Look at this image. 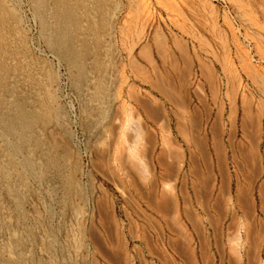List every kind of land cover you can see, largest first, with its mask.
I'll return each mask as SVG.
<instances>
[{
    "label": "rangeland",
    "instance_id": "rangeland-1",
    "mask_svg": "<svg viewBox=\"0 0 264 264\" xmlns=\"http://www.w3.org/2000/svg\"><path fill=\"white\" fill-rule=\"evenodd\" d=\"M100 1L96 25L82 3L71 16L84 54L72 83L45 40L37 50L25 6L0 1V110L14 95L39 117L48 203L33 179L14 194L20 207L3 188L0 236L20 237L17 260L0 247V264H53L43 244L56 264H264V0H148L147 12L141 0Z\"/></svg>",
    "mask_w": 264,
    "mask_h": 264
},
{
    "label": "bare ground",
    "instance_id": "bare-ground-1",
    "mask_svg": "<svg viewBox=\"0 0 264 264\" xmlns=\"http://www.w3.org/2000/svg\"><path fill=\"white\" fill-rule=\"evenodd\" d=\"M96 2H97V4L101 3L100 0H11L12 5L17 4V5H24L25 6V10L30 17V22L37 27V29H35V32L38 33V35H36V38H37V41L39 42V47L37 48V50L41 54H46V51L43 50V48L41 46L42 40H45L47 42V44L49 45V48L51 49V51H49L47 53L48 54L47 56H49L53 60L57 61V64H59L60 67H63V64L66 63V66L68 68L66 70V75L68 77V80L71 83H72V80H74L72 78L73 74H72V68L71 67H80V66L82 67V62L78 63L77 59H79V58L82 59L84 57V56H82L84 54L82 53L81 48L79 49L80 50L79 51V50L74 49V46L71 45L70 36L72 35V26H73V23L71 21V16L72 15L75 16L77 14L74 12L76 10V6L79 3H82L83 5H86L85 11L83 9V11L81 10L82 12H78L77 11L79 9L78 8L76 10V12L83 14V15H81V16L79 15V16L86 18L87 22L90 23V21H92L91 23H93V25H96L95 14L93 13V11L96 10V5H97ZM140 6L144 12H147L148 10H150V8H149L150 4H149L148 0H141ZM2 9L4 10V8H2ZM115 11H117V10H115ZM2 12L5 13L4 11H2ZM10 13H11V11H10ZM12 13H14V12L12 11ZM121 13H122V11H121ZM117 14L119 15V13H117ZM79 16H78V18H79ZM0 17H2V16H0ZM72 20H73V18H72ZM173 21H175V18ZM30 22L28 21L29 24H30ZM83 25L84 24H82V27H83ZM8 27H10V26H8ZM82 27H81V29H82ZM107 35H108L107 37H109V40L115 36L114 31L108 32ZM18 43H19V41H18ZM84 44L85 43H83V46H84ZM69 55H72V56L74 55V59L72 60V62L69 61V59H70ZM90 55H91V53H90ZM13 61H16V59H14ZM86 61H87V59H86ZM83 64H84V62H83ZM3 70H5V69H3ZM122 74L123 73H121V72L119 74L121 81H120V84H119L118 89H117V97H115L116 98L115 100L117 103L122 102L121 91H122V86L125 84V78ZM2 81H4V80H2ZM94 81L95 80L93 79L92 82H94ZM1 83H3V82H1ZM91 87L92 86H90V88ZM87 91L89 93H92L91 89H89V88L87 89ZM79 101H81L80 96L78 97V102ZM8 103H9V106L6 110V113H4L2 110H0V154L4 155L3 158H0V177H2L4 180H7V181L0 182V197H2V192L5 189L10 200L17 201L19 203V199L16 198L14 195L15 192H20L19 190L21 188H23L24 186H27L30 183V180L33 179L34 185H36V189L38 190V192L40 194V197H39V200L41 201L40 204H42L47 209L48 203H46L45 199L42 197V193H44L43 192L44 191V189H43V183L44 182L42 181V177L44 174L43 170L45 169L44 168L45 164L43 161V158L45 157L44 151H43V147L41 150H38L40 143H39V141H34L33 137H32V135L34 134L33 127L36 124L37 120H39V117H37V115L34 113V110L32 108L27 109L24 103H21L19 101L17 102L14 95H11V98L9 99ZM58 117H60V116H58ZM126 123L128 124V120ZM124 128H125V126H124ZM123 130H125V129H123ZM39 151L41 153L40 155H38ZM131 153L134 154V149H131ZM54 167L55 166H53V168ZM15 168L21 169V171H22L21 174L25 177L24 179L26 181H21V183H18L17 181H15V177L13 175L14 172H16ZM52 189H49V190H52ZM2 203H4L3 209L5 210V216H4L5 221L10 225L11 221L13 219V213H12L11 205L6 200H4ZM18 207H20V203L18 204ZM34 208H35V212L33 214V220L36 222V224L39 226V228L43 232V235L41 237L42 238L41 243H44L43 242L44 237L48 234V231H47V228L45 227V221L41 217V213H40L41 211L38 210V207L36 206L35 203H34ZM80 218L81 217L79 216V213H77V214L75 213L74 221L70 222V224L67 227L68 230H67V234H66L65 238H66V242H68L67 243L68 245H71V243L76 239V232L79 231L78 227H76V224H78L79 222H82V221H80ZM6 222H5L6 227L7 226L10 227ZM25 222H27L26 217H25ZM7 232H8L7 237H1L0 236V247L2 248L4 254L6 255V257L8 259L17 260V259H15L13 239H19L20 234L17 231H15L14 229H12L11 227L7 229ZM22 234H25V233L23 232ZM81 237H82V235H81ZM68 245H67V247H68ZM77 247H78V245H77ZM39 249H41L40 253H42L44 256H46L51 263L56 264V260H54V258L51 256L52 254L50 255L45 250L44 244ZM75 249L76 248H74V246H70L68 252H70V253L72 251L75 252ZM32 250H33V248L31 245V249H30L29 253H32L33 252ZM68 261H70V260H68ZM25 264H27V263H25Z\"/></svg>",
    "mask_w": 264,
    "mask_h": 264
}]
</instances>
